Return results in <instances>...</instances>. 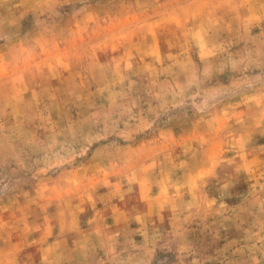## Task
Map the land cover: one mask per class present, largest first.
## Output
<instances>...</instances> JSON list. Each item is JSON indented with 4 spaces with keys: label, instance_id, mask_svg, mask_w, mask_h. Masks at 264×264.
<instances>
[{
    "label": "rangeland",
    "instance_id": "rangeland-1",
    "mask_svg": "<svg viewBox=\"0 0 264 264\" xmlns=\"http://www.w3.org/2000/svg\"><path fill=\"white\" fill-rule=\"evenodd\" d=\"M0 264H264V0H0Z\"/></svg>",
    "mask_w": 264,
    "mask_h": 264
}]
</instances>
